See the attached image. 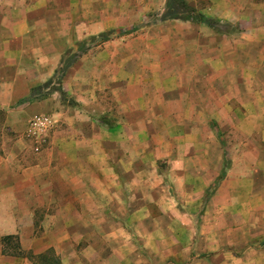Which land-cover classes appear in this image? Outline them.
Instances as JSON below:
<instances>
[{"label":"crops","instance_id":"0c3cea01","mask_svg":"<svg viewBox=\"0 0 264 264\" xmlns=\"http://www.w3.org/2000/svg\"><path fill=\"white\" fill-rule=\"evenodd\" d=\"M168 1L0 0V264H264V0Z\"/></svg>","mask_w":264,"mask_h":264},{"label":"trees","instance_id":"16d2710c","mask_svg":"<svg viewBox=\"0 0 264 264\" xmlns=\"http://www.w3.org/2000/svg\"><path fill=\"white\" fill-rule=\"evenodd\" d=\"M167 11L163 15V20H182L192 23H205L214 27L217 23L211 19H207L202 13L195 8L187 5L184 0H169L167 4ZM47 264H60L59 260L54 256L53 252L46 255Z\"/></svg>","mask_w":264,"mask_h":264},{"label":"built area","instance_id":"2783aa9c","mask_svg":"<svg viewBox=\"0 0 264 264\" xmlns=\"http://www.w3.org/2000/svg\"><path fill=\"white\" fill-rule=\"evenodd\" d=\"M48 118L37 119L33 124L39 130L38 132L42 135L48 131Z\"/></svg>","mask_w":264,"mask_h":264}]
</instances>
